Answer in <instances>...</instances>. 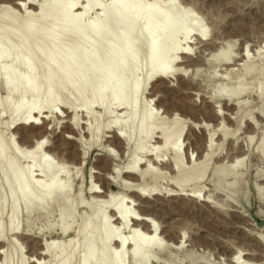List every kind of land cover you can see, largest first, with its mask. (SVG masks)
<instances>
[{
	"label": "bare ground",
	"instance_id": "1",
	"mask_svg": "<svg viewBox=\"0 0 264 264\" xmlns=\"http://www.w3.org/2000/svg\"><path fill=\"white\" fill-rule=\"evenodd\" d=\"M177 1L0 0V264H13L12 256L17 248L12 252L14 247L11 246L15 245L18 237L36 238L42 234V230L28 234L24 232V225L19 222L20 214L23 216V206L27 213L36 211L43 214L51 201L54 203L56 197L70 192L72 183L67 174L68 164L63 160V164L59 161L60 166L54 163L55 155L46 148L51 143L48 134L56 129L54 117L68 119L69 128L75 134L64 135L82 148L78 155L79 165L86 159L89 147L98 143V150L106 159L116 161L117 156L107 144H117L131 159L121 167L113 164L112 169H108L103 178L105 183L108 182L103 184L106 188L96 184V181L90 186L89 193L93 196L88 205L96 207L93 208L96 213L94 218H88L75 227L74 210L61 208L57 220L53 217L49 226H57V231L65 230L66 233L73 230L71 236L59 239L46 237L40 242L29 240L28 246L31 244L33 254L27 258L21 256L18 264H26V259L29 264H44L48 257H53L52 264H149L152 262L151 252L160 249L158 241L161 240V231L158 232L159 223L148 213L149 209L157 208L148 206L147 202L146 205L145 201L157 200L159 196H186L210 207L220 208L212 201L213 197L211 199L206 195L207 192L202 193L205 186L201 184L206 180L210 160L216 156L223 141L233 138L225 121L218 122L228 114L218 109L216 103L214 116L218 121L214 127L203 121L200 124L190 123L186 117L182 118L175 112L166 118L164 111L154 103L156 99L151 97L157 81L165 83L180 78L190 82L196 77L198 64L206 65L210 59L205 52L199 56L197 63H183L185 58L190 60L192 56L194 46L188 44L194 42L191 40L194 36L193 40L198 39L196 45L200 41L207 43L211 37H208L202 18L197 17L192 8H179ZM96 7H99L100 13L88 21V27L83 28L77 18L85 19ZM16 11L24 19L23 22L9 23L7 19L13 18ZM37 19L50 21L55 28H63L64 33L74 34L75 40L89 42L82 45L74 42L64 44L65 35L55 38L53 30L41 37L38 29L27 24ZM105 35H110V40L104 48L99 49ZM216 41L209 42V50L221 58L213 66L219 67L232 62L234 58L233 64L227 63L226 70H233L239 61L243 62V67L235 86L226 83L214 86L219 92H213L211 98L223 99L233 109L245 106L248 102L241 95L246 91L247 83L242 80L255 75L258 85L254 97L261 98L257 113L262 110L264 116V64L256 68L252 56L245 54L243 48L237 52L239 58L236 59L238 55L234 57L233 41ZM255 51V55L261 54L260 48L252 53ZM38 54L44 57L40 61V69L36 62ZM57 57L61 62L56 61ZM53 66L56 69L51 72ZM214 72L211 76L207 75L209 79L216 78L215 69ZM47 73L48 79L39 81V76ZM231 74L227 72L225 78ZM58 77L61 81L56 85ZM157 86L161 87L159 84ZM164 86L169 87V84ZM95 109H98L97 112ZM252 115L250 111L242 116L245 126L249 128L246 148L251 147L264 160V137L257 138L259 142L253 144L259 122ZM102 116H105L104 120ZM19 128L44 129L30 140L29 147H24L20 146L14 133ZM196 128L204 131L205 144L201 155L192 160V153L189 156L186 151L188 156L186 152L183 155V134L185 129L192 131ZM5 132L7 139L4 138ZM242 155L244 159L245 154ZM242 155L232 156V162L224 166L235 172L244 162ZM127 156L123 157L127 159ZM160 166L172 174L168 176ZM162 180H166V186L174 190L158 184L163 183ZM6 184L8 190L3 192ZM81 202L84 203L83 200ZM135 205L147 206V214L144 213L147 216L134 210L138 207ZM4 211L6 228L2 222ZM257 229L251 230L256 234H251L250 239L263 249H260L263 254H257L258 250L245 252L238 248L230 254V264H253L252 259H264V230L260 229L257 233ZM61 231L59 234L63 233ZM144 249L150 251L143 253Z\"/></svg>",
	"mask_w": 264,
	"mask_h": 264
},
{
	"label": "rangeland",
	"instance_id": "2",
	"mask_svg": "<svg viewBox=\"0 0 264 264\" xmlns=\"http://www.w3.org/2000/svg\"><path fill=\"white\" fill-rule=\"evenodd\" d=\"M177 2L179 4V8H192L194 10V14L196 13L197 17L202 18L203 22L205 23L203 26H206V30L208 32V37H211L210 41H206L207 43L199 40L200 43L196 45L195 43H198V39L193 40V38H195L194 36L191 39L194 42L188 44L191 47L194 46L192 50V56L189 57L190 60L185 58V62L183 63H185V65L195 64L200 60L199 56L205 52L207 55H210L208 58H210L212 61L209 59V65L208 63L206 65L201 63L198 64L199 66L196 68L198 72L196 77L190 81L191 83L188 82L187 79L180 80V78H174L173 80L165 81V83L162 81H157L155 83L156 86H154L153 90L151 91V97L156 99L154 100V103H156L161 108V111H164L166 118H169L175 112L182 118L186 117L190 123L200 124L199 122L203 121L204 123H209L210 127L217 125L218 120L214 116V106L217 103L218 105H216V107L219 106L218 109L228 114L225 119H219L221 121L218 122L224 123L225 121V126L228 130L230 129L229 132L231 136L233 135V138L231 141L228 139H226L228 141H223L224 144L222 143L216 156L210 160L207 171L208 174L206 173L207 175L205 176L206 180H204L201 184L205 186V189L202 191V193L207 192L206 195L211 196V199L213 197L212 201L215 202V205H219L221 209L218 206V208L210 207L208 204L206 205L202 201L200 202L199 200L197 201L190 199L186 196L168 198L159 196L160 198L156 197L157 200L151 199L149 201H145L146 205L148 203V206L150 205L151 207L154 206L157 208V210L155 208L149 209L148 213L149 216L155 220V222L159 223L160 229L158 232L161 231L159 233V238L161 239L160 241L163 242L160 244V241H158L160 249H155L154 252H151V259L153 263L150 262L149 264H228L230 254H232V252L238 248L245 250V252H252L251 250L256 252L258 250L259 252L257 251V254H263L262 251L260 252V249L262 248H259L258 244L250 239V235L256 234V231L251 230H256L258 228L257 233L260 229L264 230V160L259 157L256 152L252 151L251 147L247 149L246 135L249 128L245 126V121H243L245 119H243L242 116H244L246 112L252 111L254 120H256L257 123L259 122V128L255 135L253 144H257L259 142L257 138L259 139L262 138V136L264 137V116L262 115V110L257 113L258 107L261 105V98H255L256 92L254 90L258 85V79H255V75L245 77L242 80L244 83H247V89L241 95L248 102L245 106H243L244 108L241 107L233 109L232 106H227L223 99L220 100L211 98L213 92H219V90L215 89L214 86L222 84L225 85V83L232 86L236 85V83L239 81L238 75L240 74L243 67V62L239 61L241 64L238 62L239 65H237V67L234 66L233 70H226V65L227 63L233 64L234 58L232 62H226V64H221L219 67L218 65L213 66V64H216V61H218L221 57L219 55L218 57L216 52L209 50V42H214L215 39L217 40L216 42H221L223 40L233 41L235 44L233 48V54H236L240 49L243 48L245 50V54L249 53L250 56H252L251 60L253 65L256 68H260L264 64V0H178ZM96 8L90 11L88 15H86L87 17L85 19L78 16L79 18H77V20L81 22L83 28L88 27V21H90V19L93 20L95 16L100 13L99 7ZM1 10L2 9L0 8V12H2ZM23 20L24 19L19 16V12L17 11L13 18L7 19L9 23L11 22L15 24H20L23 22ZM203 22L201 21V23ZM27 24H31L36 29H38V31L41 32V37L44 36L46 32H50L52 30L54 32L53 36L55 38H57L58 35L64 34V44H71L74 42L75 44L82 45L89 42L88 40H75L74 34L64 33L63 28H55L50 21L42 22L40 19H37L30 20L27 22ZM40 25H43V27ZM109 40L110 35H105L101 39L99 49L104 48ZM13 42L15 43V41ZM245 44L248 47H246ZM251 47L253 50L260 48L261 54L259 56L255 55L257 54L256 51V53L253 52V54V50H250ZM246 49H248V51ZM235 54L234 57L238 55L236 57V59H238L239 53L236 55ZM37 57V67L40 69V61L42 62L44 57L41 54H38ZM56 61L59 63L61 62V59L57 57ZM210 62L212 65H210ZM53 67L54 68L51 69V72L55 71L56 69V66ZM213 68L216 72L218 70L219 71L217 72L215 79H209L208 76H211L213 73H215ZM198 69L200 70V75ZM227 72L232 73L228 76L229 78H225V74ZM48 76L49 73L45 74L44 76H39V81L45 82L48 79ZM60 81L61 78L58 77L56 85H58ZM158 84L161 85V87H158ZM165 84H169V87L164 86ZM200 90H202V92ZM97 110L98 109H95L96 112ZM80 114L82 115L81 111ZM259 115L261 117H257ZM104 118L105 116H102V120H104ZM53 120L54 124L56 125V129L48 134V140L51 143H49L48 147H46L48 148V150H46L55 155L56 159L54 160L56 162L54 163H59V161L61 163L64 161L66 165L68 164L66 167L69 166V168L66 169H68V176L71 177V189L69 190L70 192L67 193L68 195H59L58 197L60 198L56 197L54 199V203L51 201L52 203L50 202L43 214H38L36 211L27 213L25 205L23 206L24 212L23 216L20 214L19 222L23 223L24 232L27 234L30 232L36 233V231L39 230H42L43 232L41 231L42 234L36 238H33L34 236H26L23 238L18 237V241L15 242V245L11 246V248L14 247L12 248V252H14L13 249L15 250L17 248L13 253V256H15H12L13 264H18L21 256L24 255L25 258H27V256H31L33 254L31 244L28 246L29 240L33 239V242L36 240V242H40L46 240V237H54L55 239H59L71 236L73 230H67L69 233H66L64 232L65 230L57 231V226H49V221L52 222L53 217L55 218L54 220H57L58 213L60 212L61 208L66 207L67 211L69 208L70 210H74V218L76 221L75 227L82 224L84 220L88 218H94L93 215L96 213L93 212V210L96 209V207H91L88 205L92 201L91 196H93V194L89 193L90 186L95 184L94 181H96V184L106 188V186L103 185L105 183L103 178L108 169H112L114 166L113 164L121 167L131 159L130 157L129 159L128 156L123 153L124 149L119 148L117 144H107V142L104 141L105 139L103 140V137L102 142H104V144L106 143L107 146H111L110 149L112 150L113 148L114 150L112 153L117 155H115L116 161L103 157V155H101L102 152L98 150L100 149V147H97L99 146L98 143L89 147L90 149L86 155L87 157L83 160V164H80V166L78 155H80L82 148L74 141L67 140L65 137L66 134L74 133L69 128L68 119L65 118L61 120L54 117ZM43 129L19 128L15 129L14 133H16L17 141L21 144L20 146L25 145L24 147H29L31 143L30 140L36 138L43 131ZM2 131L4 132V130ZM187 131L188 130L185 129L183 134L185 140L183 144V155H185L186 151L189 153V156L192 153L191 156H193V158L191 157V159L193 160L195 159V156L201 155L205 144V135L204 131L199 128L193 129L192 131ZM4 135V138L6 137L5 139H7L8 136L6 132ZM82 135L84 136L83 133ZM234 137L237 139L235 140ZM242 150L244 153H242ZM237 151L240 153L237 154ZM242 154H245L246 156H244V159ZM237 155L239 157L242 155V162L243 160L244 162L241 163V166H239L235 172L228 170V168L225 166L232 162V158L234 159L232 156ZM123 156H127V159ZM223 156L225 158L227 157L228 160ZM185 159L186 158H184L183 161L186 162ZM60 163L57 165L60 166ZM161 168L168 176L172 174H170L169 170L165 169L164 167ZM213 169H215L214 173ZM120 178L121 175L119 179ZM231 178L232 180H230ZM165 181L166 180H162L163 183L159 182L158 184H161L162 187H167L174 190V188L166 186ZM223 186L225 188H222ZM2 190L3 192L8 190L7 184ZM81 200H83L84 203H82ZM135 206L134 210H137V212L140 211L139 214L142 216H147V206L146 208L145 206ZM5 211L2 216L4 228H6ZM145 212L146 214H144ZM59 231L63 233L59 234ZM262 233L264 234V231H262ZM64 234L68 236H65ZM149 251L150 250L147 251L145 249L142 250L143 253ZM52 260L53 257H48L44 264H52ZM74 262L75 261H73V263ZM252 262L253 264H264V259L262 257H257L252 259ZM26 264H29L27 259Z\"/></svg>",
	"mask_w": 264,
	"mask_h": 264
}]
</instances>
